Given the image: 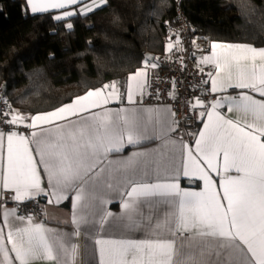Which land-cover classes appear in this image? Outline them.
<instances>
[{"label":"snow or ice","instance_id":"obj_1","mask_svg":"<svg viewBox=\"0 0 264 264\" xmlns=\"http://www.w3.org/2000/svg\"><path fill=\"white\" fill-rule=\"evenodd\" d=\"M106 3L25 0V11L55 10L53 18L71 31V18H87ZM180 44L169 29L165 51ZM210 47L199 62L215 68L203 83L210 82L216 98L206 105L197 97L192 105L203 125L194 148L169 138L178 127L168 119L170 109L107 107L143 97L147 68L159 67L152 57L128 76L124 91L118 81L105 83L52 111L25 116L0 98L6 105L0 110L6 126L0 128V264H75L72 237L81 234L94 241L99 264H264V48L216 41ZM229 89L248 91L229 95ZM225 107L242 113L243 122L226 118L219 111ZM154 140L172 147L139 150ZM129 147L136 150L111 158ZM154 152L159 160L151 159ZM212 174L219 176L218 190ZM181 177L202 181V191L182 189ZM104 189L118 195V217L108 210L114 200ZM39 198L55 205L70 200L74 231L60 233L35 222L31 212L21 214V205ZM113 219L122 232L142 230L145 238L106 237Z\"/></svg>","mask_w":264,"mask_h":264},{"label":"trees","instance_id":"obj_2","mask_svg":"<svg viewBox=\"0 0 264 264\" xmlns=\"http://www.w3.org/2000/svg\"><path fill=\"white\" fill-rule=\"evenodd\" d=\"M179 5L207 48L211 41L264 46V0ZM175 11L173 0H107L87 18H71L69 31L52 13L26 12L25 0H0V89L12 111L33 115L122 80L144 66L146 53H166Z\"/></svg>","mask_w":264,"mask_h":264},{"label":"built area","instance_id":"obj_3","mask_svg":"<svg viewBox=\"0 0 264 264\" xmlns=\"http://www.w3.org/2000/svg\"><path fill=\"white\" fill-rule=\"evenodd\" d=\"M173 1L176 9V25L175 27H168V29L179 34L181 44L172 52H166L154 58V62H157L159 67L156 69L147 68L149 70L147 80L150 86L146 90L142 104L168 106L171 113L175 114L172 116L178 125L176 134L179 139L188 141L198 134L199 129V122L196 113L192 110V105L197 97L202 101H211L216 96L208 91L207 84L203 83L207 80V71L197 64V59L205 54L208 49L203 42L205 33L202 30L191 28L185 13L180 8V0ZM194 39L195 44L192 42ZM0 98H6L1 89ZM7 104L9 105L8 100ZM5 108L6 105L0 103V110ZM4 127L6 126H0V128ZM19 130L21 133L26 132V129L22 127ZM4 195L8 196L9 193L5 192ZM11 205L15 206L14 203ZM28 212H31L33 217L40 215V203L37 200H32L27 205H21V214Z\"/></svg>","mask_w":264,"mask_h":264},{"label":"crops","instance_id":"obj_4","mask_svg":"<svg viewBox=\"0 0 264 264\" xmlns=\"http://www.w3.org/2000/svg\"><path fill=\"white\" fill-rule=\"evenodd\" d=\"M30 13H31V11H30ZM48 13H52L54 15L55 14V10L50 11ZM36 14H43V13H36ZM216 42H222V41H216ZM227 43H240V42H227ZM241 44H248V43H241ZM249 45H251V44H249ZM251 46L256 47V48H264V46H254V45H251ZM210 53H211V47H210V44H209V47H208L206 53L203 54L200 58L197 59V64L200 67L204 68L207 71V73L211 72V73H213V75H215L214 66L205 65V64H202V63L199 62L203 56L210 55ZM143 67L141 66L140 68H143ZM147 73L149 74L148 69H147ZM128 76L126 78L122 79V80H118V82H120V85H121V91L125 90V86H126V82H127ZM147 78H148V76H147ZM207 80H209V77H207ZM207 90L210 91V82L207 84ZM240 91H248V90L229 89L227 94H229V95H238V93ZM145 93H146V91H145ZM84 94H82V95H84ZM250 94H252L254 96V98L261 99L255 93H250ZM144 95H143V97H144ZM216 95H223V93L216 94ZM143 97H140L139 95H137L136 96V101L137 102H136L135 105H129L127 103V100H126V97H125V98L122 99L121 102L110 103L109 105H107V107L111 108L113 110L119 109L121 107H126V108L135 107V108H138V109H140L142 111L146 110V109H152V110H155V109H169L168 106H166V105H156V106H154V105H144V104H142ZM195 102H194V104H195ZM203 102L206 105L210 103V101H203ZM199 110L200 109L197 108V113L199 112ZM219 111L223 115H225L226 118H229V119L241 120L242 122L245 119L242 113H238V112H235V111L228 112L226 107L220 109ZM23 115L31 116L29 114H23ZM33 115H35V114H33ZM144 115L147 118L149 113L144 112ZM152 115H153V118H154L155 117V112H153ZM167 116H168L169 120L174 121V118L172 116L171 111H169L167 113ZM196 116H197V119H198V122H199V129H198V133H199V131L202 129L203 125L200 122L199 115L196 114ZM29 133H30V130L26 129V132H24L22 134H29ZM197 136H198V134L195 137H193L191 140L183 141V140L179 139L178 135L176 134V131L169 134V138L171 140L177 141V143H187L190 146H192L193 148H194V140H195V138ZM34 147H35V145H33V148ZM171 147H172L171 145H168V147L165 148V146L163 145V142L161 140H154V141L145 142V145H143L139 150H149V151H151V150L159 148L162 151L167 152L169 149H171ZM134 150H136V149H132L130 147L126 148L123 153L115 154L111 158L115 160V159H118V158H121V157H126L127 155H129ZM3 155H4V158H5V161H6V141H5V145H4ZM151 159L159 160L160 159V153L159 152H154L152 157H151ZM181 171H182V169H181ZM41 172H42V169H41ZM230 174L231 175H235V173H230ZM212 176H213L214 181L216 182L217 190H218L219 176H217L215 174H212ZM43 179L45 181V186H46V179L47 178L44 177ZM180 186L184 190L199 192V191H202V189H203V182L200 181V180H197L195 178L189 180L187 178L181 177ZM103 193L108 195V196H110L114 200L113 203L107 205V208H108L109 211H111L113 213V217L114 218L118 217L119 214L121 213L120 204L118 202L119 201L118 195L115 192H109L107 189H104ZM39 203L41 205V213L38 216H34L35 222L43 223L48 228L54 229V230H56L57 232H60V233H72L74 231V228H73L72 223H71L72 206H71V201L70 200L65 201V202H63V203H61L59 205H55V204H48L47 200L44 199V198H39ZM7 207H14V206H12L11 203H9L7 205ZM160 207H165V206L161 205ZM45 210H46L47 214H45ZM103 235H105L106 237L107 236H113V237H116V238H119L122 235L127 236L128 238H134V239L145 238V233L142 230H136V231L124 230L122 232L121 228H120V221L117 220V219H113L112 231L105 232ZM72 242H74L78 246V254H77L76 259H75V264H99V257H98V253L95 250V244H94L93 240H86L85 236L83 234H81L79 237L73 236L72 237ZM34 264H55V262L54 261L38 259V260L34 261Z\"/></svg>","mask_w":264,"mask_h":264},{"label":"water","instance_id":"obj_5","mask_svg":"<svg viewBox=\"0 0 264 264\" xmlns=\"http://www.w3.org/2000/svg\"><path fill=\"white\" fill-rule=\"evenodd\" d=\"M152 57V58H154V55L153 54H151V53H146L145 55H144V58L145 57ZM5 88V84L3 85V89Z\"/></svg>","mask_w":264,"mask_h":264}]
</instances>
